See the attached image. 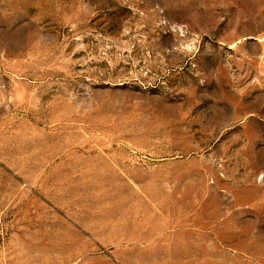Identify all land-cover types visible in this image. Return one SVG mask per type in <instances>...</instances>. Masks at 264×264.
Listing matches in <instances>:
<instances>
[{
  "label": "rangeland",
  "instance_id": "obj_1",
  "mask_svg": "<svg viewBox=\"0 0 264 264\" xmlns=\"http://www.w3.org/2000/svg\"><path fill=\"white\" fill-rule=\"evenodd\" d=\"M0 264H264V0H0Z\"/></svg>",
  "mask_w": 264,
  "mask_h": 264
}]
</instances>
